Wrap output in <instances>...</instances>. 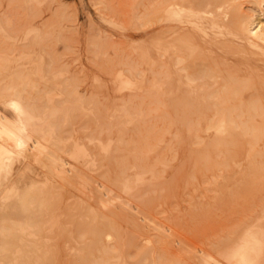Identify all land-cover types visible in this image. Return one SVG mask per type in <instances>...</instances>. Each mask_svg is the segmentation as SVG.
<instances>
[{
  "label": "rangeland",
  "instance_id": "rangeland-1",
  "mask_svg": "<svg viewBox=\"0 0 264 264\" xmlns=\"http://www.w3.org/2000/svg\"><path fill=\"white\" fill-rule=\"evenodd\" d=\"M237 1L243 13L258 7L252 0ZM163 4V0H0V53L10 57L4 58L0 82H7L13 69L35 67L38 100L63 99L71 105L65 98L70 90L94 111L97 108L98 119L90 109L76 112L63 130L96 157L87 170L92 178H114L120 163L133 174L137 154L153 168L134 185V192L124 194L136 207L126 205L125 213L115 217L120 232L131 239L122 248L130 264H169L173 258L191 263L197 248L214 250L264 208V134L253 142L239 126L227 127L230 140L218 146L213 142L218 132L211 125L217 120L218 104L243 108L254 96L264 102V55L241 41L220 40L222 36L200 40L204 48L192 58L194 65L208 61L221 73L232 69L254 80L235 95L226 93L227 99L217 104L225 83H186L181 73L179 82L161 83L163 55L155 44L166 26ZM152 75L158 83H151ZM213 89L217 95L207 98L198 136L193 137L180 120L176 103ZM150 94L157 102L150 101ZM124 107L120 121L115 115ZM6 114L12 118L9 109ZM148 124L153 134L144 138ZM64 191L70 197L75 194L71 185ZM159 231L167 233V240L159 239ZM66 239L56 252L57 264L72 263L84 245L74 233ZM111 241L118 250L119 244ZM140 249H146L145 262L136 259ZM98 255L94 251L90 257Z\"/></svg>",
  "mask_w": 264,
  "mask_h": 264
},
{
  "label": "bare ground",
  "instance_id": "bare-ground-1",
  "mask_svg": "<svg viewBox=\"0 0 264 264\" xmlns=\"http://www.w3.org/2000/svg\"><path fill=\"white\" fill-rule=\"evenodd\" d=\"M251 2L258 7L251 13H243L237 0H163L166 26L161 40L154 43L163 55L158 58L160 82H179L181 73L186 83H225L222 96L214 101L216 104L227 99L226 93L235 95L246 83L254 82L232 69L221 73L212 62H199L197 66L192 61L203 47L200 40L216 36H222L220 40L241 41L251 51L264 55V0ZM4 58L10 57L0 53V69L6 67ZM35 76V67L13 69L10 79L0 82V264H57L58 248L73 233L84 239V245L72 263L65 259L67 264H90L91 260L92 264H130L124 260L122 248L131 239L120 232L115 217L125 213L126 205L135 206L124 194L134 192V185L153 168L137 154L133 174L126 164L120 163L114 178L106 181L92 178L87 170L95 164L96 157L76 143L70 131L63 130L76 112L90 109L98 119L97 108L94 111L70 90L65 91V98L70 99L71 105L63 99L38 100ZM151 83H158L155 75ZM26 86L33 90H27ZM215 91H201L197 99L192 95L176 103L180 107L179 118L193 137L198 136L202 108L209 103L208 97L217 95ZM262 100L255 96L248 98L243 108L218 104L217 120L211 124L218 132L214 144L220 146L230 140L227 127L239 126L253 142L264 134ZM150 101L157 102V97L150 94ZM6 109L12 118L7 116ZM126 110L124 107L117 112L116 118L122 121ZM152 134L148 124L144 138ZM135 173L140 177L134 176ZM66 185L74 188V196L64 191ZM166 234L159 231L157 236L164 241ZM112 238L119 244L118 250L110 245ZM94 251L99 253L96 258L90 257ZM195 251L191 263L173 258L169 264H264V208L244 220L234 235L214 250L199 247ZM136 253V259L145 262L146 249Z\"/></svg>",
  "mask_w": 264,
  "mask_h": 264
}]
</instances>
